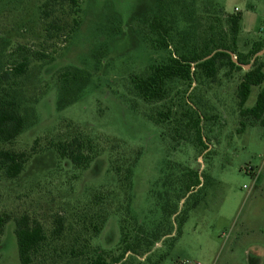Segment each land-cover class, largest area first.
I'll list each match as a JSON object with an SVG mask.
<instances>
[{
    "label": "rangeland",
    "instance_id": "obj_1",
    "mask_svg": "<svg viewBox=\"0 0 264 264\" xmlns=\"http://www.w3.org/2000/svg\"><path fill=\"white\" fill-rule=\"evenodd\" d=\"M46 1L0 0V91L12 92L28 120L17 140L2 147L29 152L39 142L17 179L0 176V216L11 217L0 237V264H20L15 219L22 215L47 232L55 216L64 217V249L79 235L78 249L87 252L71 264L100 257L107 264H264V129L239 113L237 91L246 70L224 68L213 81H177L164 101L145 102L134 81L174 51L157 48L156 37L143 34L156 0H78L80 25L73 33L72 18L43 19ZM237 13L238 52L246 56L263 44L254 58L264 63V0H192L177 11L172 46L183 49V35L193 28L192 41L202 42L210 27L218 38L228 28L226 16ZM52 22L63 30L55 32ZM36 53L47 59L37 60ZM25 57L27 73L3 82ZM71 68L89 73L91 81L76 103L58 110L60 75ZM260 89L253 88L245 108L254 107ZM75 129L100 149L84 171L49 148ZM131 165L130 215L116 172ZM189 171L201 186L187 192ZM97 215L105 223L96 235L89 223L99 224Z\"/></svg>",
    "mask_w": 264,
    "mask_h": 264
},
{
    "label": "trees",
    "instance_id": "obj_2",
    "mask_svg": "<svg viewBox=\"0 0 264 264\" xmlns=\"http://www.w3.org/2000/svg\"><path fill=\"white\" fill-rule=\"evenodd\" d=\"M191 1V2H190ZM192 0H156L154 12L145 19L148 31L143 34L155 36L153 44L160 49H173V54L165 64H159L151 68V73L146 78H139L134 81L135 90L139 97L145 102H162L168 96V87L174 82L192 83L195 79L206 78L215 80L219 71L229 68L230 71L242 72L251 63V69L246 71L238 86L237 99L239 113L242 118L252 119L264 129V63H260L254 57L263 50V44H256L248 55L240 54L237 49V41L241 32L242 17L239 13L226 16V30H221L216 38L213 28L210 27L204 32L198 42L191 40V35H196V29L189 30L188 33L178 32L183 35L185 44L183 49L172 46L170 41L171 33L175 29L176 21L179 18L177 11L190 7ZM81 7L78 0H47L42 7V17L45 20L55 16L63 15L72 18L70 24L71 33L80 25ZM193 14V12H192ZM194 15V14H193ZM196 18H192L191 26L194 27ZM52 29L60 33L63 28L56 22L51 23ZM52 33V32H51ZM194 37V36H193ZM52 39V34H49ZM195 42L189 47L187 39ZM181 51H183L181 53ZM233 54L238 64L233 62ZM37 60L47 59L46 55L33 54ZM29 58L14 65L10 71L3 75V82H8L12 78L24 76L29 68ZM91 81V75L84 70L71 68L65 70L60 75V91L57 101V109L64 110L78 101ZM253 88H261L257 95L254 107L245 108ZM202 116H200V120ZM156 123H161L156 120ZM28 125L27 117L22 114L19 102L13 97L12 92L7 88L0 91V176L8 179H17L25 170L31 158L38 154L39 142H35L34 147L29 152H16L7 150L2 145L12 144L22 134ZM241 126L245 124L241 122ZM201 146H205V139L199 138ZM49 148L56 151L61 160H68L77 170H87L91 163L99 156L98 144L89 136L75 129L72 136L58 141L51 140ZM135 165V163H134ZM133 165L126 169H119L116 174L119 177L120 189L125 195L126 210L131 215V202L133 199ZM189 179L186 184L187 192L201 186L200 177L196 172L189 171ZM99 201V198L96 197ZM100 218V223L91 221L89 227L91 232L99 234L105 219ZM186 219V218H185ZM11 221L9 215L0 216V237L4 233L6 224ZM186 220L182 221V224ZM15 235L17 239L18 254L20 264H71L84 257L87 252L78 249L82 237L76 236L72 239L68 248V226L64 217L57 215L54 217L53 226L47 232L43 224L32 219L29 215H22L15 219ZM181 224V225H182ZM180 225V226H181ZM89 230V229H88ZM85 264H107L102 257L84 261ZM119 264V260L114 262Z\"/></svg>",
    "mask_w": 264,
    "mask_h": 264
},
{
    "label": "water",
    "instance_id": "obj_3",
    "mask_svg": "<svg viewBox=\"0 0 264 264\" xmlns=\"http://www.w3.org/2000/svg\"><path fill=\"white\" fill-rule=\"evenodd\" d=\"M231 57H232V59H233V62L235 63V64H238V61H237V58L233 55V54H231ZM246 71H248L249 70V68H250V66H242Z\"/></svg>",
    "mask_w": 264,
    "mask_h": 264
},
{
    "label": "crops",
    "instance_id": "obj_4",
    "mask_svg": "<svg viewBox=\"0 0 264 264\" xmlns=\"http://www.w3.org/2000/svg\"><path fill=\"white\" fill-rule=\"evenodd\" d=\"M230 15H233V14H230ZM242 23V22H241Z\"/></svg>",
    "mask_w": 264,
    "mask_h": 264
},
{
    "label": "built area",
    "instance_id": "obj_5",
    "mask_svg": "<svg viewBox=\"0 0 264 264\" xmlns=\"http://www.w3.org/2000/svg\"><path fill=\"white\" fill-rule=\"evenodd\" d=\"M236 11H238V10H236Z\"/></svg>",
    "mask_w": 264,
    "mask_h": 264
}]
</instances>
